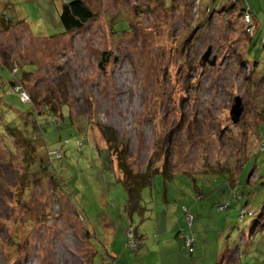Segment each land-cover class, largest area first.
I'll use <instances>...</instances> for the list:
<instances>
[{
  "label": "rangeland",
  "instance_id": "obj_1",
  "mask_svg": "<svg viewBox=\"0 0 264 264\" xmlns=\"http://www.w3.org/2000/svg\"><path fill=\"white\" fill-rule=\"evenodd\" d=\"M69 1L0 0V264H114L120 248L136 264L127 236L142 218L132 226L110 146L134 174L161 171L142 193L146 245L158 248L156 218L176 221L189 197L208 204L205 243L264 264V0H83L95 19L64 33ZM209 47L214 66L202 61ZM41 104L64 117L43 125L44 145L33 142ZM20 132L34 160L52 154L57 186L24 174Z\"/></svg>",
  "mask_w": 264,
  "mask_h": 264
},
{
  "label": "trees",
  "instance_id": "obj_2",
  "mask_svg": "<svg viewBox=\"0 0 264 264\" xmlns=\"http://www.w3.org/2000/svg\"><path fill=\"white\" fill-rule=\"evenodd\" d=\"M234 3L236 4V1ZM246 10L247 9H244V11H246ZM95 15L96 14L85 4V2L83 0H70L69 2H67L63 5L62 10H61V14H60L61 24H62L63 29L65 31L64 33H70L72 31L81 30L88 22L95 19ZM0 20L3 23H6V24L9 23L5 19H0ZM12 85L15 86L16 90H18L19 87L16 86L13 82H12ZM21 100H22V98H21ZM24 102H27V101H24ZM29 102H32V101L29 100ZM41 106H42V110L41 111L39 110L38 114H43L42 112H46V113H48V116H45V118L42 120L43 122H38V125L37 124H36V126L34 125L37 136H36V138L33 137V142L38 141L41 145H44L45 141H43V136H42L43 125L50 123L49 117L56 118L57 123L58 122L62 123V120L64 119V117L59 118V115H55L54 113H51L48 108H45L44 104L43 105L41 104ZM34 108L37 109L35 104H34ZM65 108H68V106L66 105ZM20 133H21V136L24 137L22 144H23V148H25V151L23 153L24 156L22 154V159H21V161L24 164L23 165L24 166V169H23L24 174L32 175L34 180H46L47 179V181L51 182L54 186H57L53 181L56 179H53L51 174H49L47 172L48 166L51 165L52 162H54V160L53 161L51 160L52 154L47 152V156H46L47 157L46 158L47 164L40 159L34 160V158L37 159L36 153H37L38 147L36 145H34V143H32L31 139L29 140V139L25 138L27 136V133L26 134H23L22 132H20ZM40 134H41V137L39 136ZM39 137H40V139H39ZM108 142L111 143V140H109ZM113 150L116 151V155L118 158L117 159L118 169L122 173L123 180H120V181H122L124 188H125V191L127 192V196H128L126 211L128 212L129 216H132L133 214H137L139 217L142 218V216L145 215V213L149 211L147 206L144 205V203H143V196H142L143 190H145L147 188H152L153 176L157 173H160L161 171H159L158 169L152 168V167L151 168L148 167L144 173L134 174L132 172V169H131L127 159H126L125 153H122V152L119 153L117 151L116 147L110 146L109 151L112 152ZM29 155H30V157H29ZM56 157H57V160L61 159L62 158L61 153L58 152L56 154ZM163 171H165V170H163ZM226 171L230 172L231 176L233 175V173L229 170H224V171L222 170V171H217V172L224 173ZM20 180H23V179L21 178ZM232 181H233L232 183H236L238 180H232ZM29 182L32 183L33 180H26V182H24L25 189L27 188L26 184H30ZM201 198H202V194L198 193L197 200H200ZM219 208H222V206H220ZM185 209L189 210L190 212H191V210L188 207L183 208V213L186 216L185 211H184ZM243 210H246V209L243 208L240 211V217L243 216V219H244L246 215L242 214ZM250 212H252V211H250ZM253 214L254 213L248 214V215L251 216ZM194 219H195V215H194ZM257 223H258V221H255L254 226H252V230H251L252 234L254 233L255 230H257V229H255ZM192 224H193V222H192ZM191 225H189V226H191ZM130 233L133 234V240L136 243L135 248H132L130 246V240H131L130 236H129ZM183 234L188 235L187 233H183ZM188 236H191L194 239L193 252H190L189 249L186 247V245H185V247L188 250L189 254L193 255L195 252V248H196V240H195L194 236H192V235H188ZM127 238H128V244H127L128 248L133 252L137 251L139 248V245H138L139 237L137 236V234L134 231H130L128 233Z\"/></svg>",
  "mask_w": 264,
  "mask_h": 264
},
{
  "label": "crops",
  "instance_id": "obj_3",
  "mask_svg": "<svg viewBox=\"0 0 264 264\" xmlns=\"http://www.w3.org/2000/svg\"><path fill=\"white\" fill-rule=\"evenodd\" d=\"M154 181L155 180H153L152 188L155 187ZM152 188L147 189L152 190ZM195 190L197 194L196 199L198 197V193L202 194V198L200 199L201 201L205 199L204 191L202 189L200 190L197 186H195ZM166 201L168 202L167 197ZM180 202L181 203L176 206V210L174 212L176 221L173 222L166 217L156 218L155 220L158 229L160 230L161 228H163L162 230L164 231L163 233H159V236L154 237L157 238L158 248H153L152 246L150 247V245H146L147 235L146 231L143 230V225L145 223H148L147 221H145L148 212H146L145 215L142 216V220H140L141 222L139 224L140 227L134 230V232L139 237V248L137 251L133 252L135 255L139 256L138 260H136V264H239V258L237 253H235L234 255L232 254V256L229 257L230 254L228 255V252L225 248L219 247L215 249L213 246L210 247L207 241L206 243L204 242L203 233H201V229L202 224H204L203 220L207 216L206 211L208 204H206L205 202H201V206L199 207L195 204V200L190 199L189 197H187L185 201L182 200ZM184 207H188L191 212L195 215V219L191 226H189L186 216L183 213ZM209 213L213 214L211 211ZM129 217L132 226H134L133 223L136 221L135 218H137V214H133ZM137 219L139 221V217ZM150 219L151 216L149 220ZM153 221H149V223H152ZM251 230L252 228H250L249 232L252 235ZM257 231L258 230H255L254 233H256ZM183 233H187L188 235L194 236L196 240V248L193 255H190L185 247L184 238L182 236ZM242 233H248V227H246L244 232ZM250 238L251 236H249V240ZM142 246L143 248H141ZM158 249L159 251H157ZM113 254L115 255V253L111 252L109 256L113 259L114 264H125L124 262H126V264H134L133 257H130L128 255L126 249L123 253L121 252L120 248L117 257H114ZM121 255L122 257H120ZM235 259L236 262L233 261Z\"/></svg>",
  "mask_w": 264,
  "mask_h": 264
},
{
  "label": "built area",
  "instance_id": "obj_4",
  "mask_svg": "<svg viewBox=\"0 0 264 264\" xmlns=\"http://www.w3.org/2000/svg\"><path fill=\"white\" fill-rule=\"evenodd\" d=\"M234 2L236 0H233ZM242 18H243V21L245 22V24L248 25V29H247V33L250 34L251 36H253V32H254V29H255V19H254V15L252 13L251 10H246L243 14H242ZM254 37V36H253ZM21 98L23 101H27L28 100V97L27 95L24 93L23 95H21ZM185 211V214H186V219H187V222L189 225L192 224L193 220H194V215L187 209L184 210ZM245 210H243L242 214L245 215ZM130 236V246L132 248H135L136 247V243L135 241L133 240V234L130 233L129 234ZM183 238H184V241H185V245L186 247L189 249L190 252H193V249H194V239L191 237V236H188L186 234H183L182 235Z\"/></svg>",
  "mask_w": 264,
  "mask_h": 264
},
{
  "label": "water",
  "instance_id": "obj_5",
  "mask_svg": "<svg viewBox=\"0 0 264 264\" xmlns=\"http://www.w3.org/2000/svg\"><path fill=\"white\" fill-rule=\"evenodd\" d=\"M211 54H212V48L209 47L207 52L202 57V61L204 63L209 62ZM209 64L211 66H214L216 64V59L214 58L213 62H209ZM243 111H244V108H243V104H242V99L240 97H236L235 98V104L232 106L231 113H230L231 118H232V122L234 124L239 123V121L243 115Z\"/></svg>",
  "mask_w": 264,
  "mask_h": 264
}]
</instances>
